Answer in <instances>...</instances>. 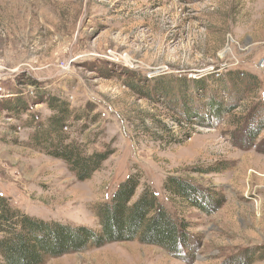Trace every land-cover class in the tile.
<instances>
[{"label": "rangeland", "instance_id": "374dc122", "mask_svg": "<svg viewBox=\"0 0 264 264\" xmlns=\"http://www.w3.org/2000/svg\"><path fill=\"white\" fill-rule=\"evenodd\" d=\"M215 71L256 78L237 99L222 96L229 79L207 83L232 108L219 118L194 88ZM157 83L166 95L152 92ZM48 96L65 101L66 143L107 151L89 178L43 150ZM183 97L201 114L195 124L177 122ZM170 177L216 194L220 207H186L164 186ZM126 178L137 184L132 201L148 190L187 223L192 255L136 238L41 264H264V0H0V195L36 219L99 232L97 207Z\"/></svg>", "mask_w": 264, "mask_h": 264}, {"label": "trees", "instance_id": "16d2710c", "mask_svg": "<svg viewBox=\"0 0 264 264\" xmlns=\"http://www.w3.org/2000/svg\"><path fill=\"white\" fill-rule=\"evenodd\" d=\"M226 75L227 79L215 71L208 76L209 80L199 78L194 81L197 92L203 91L202 106L210 117L219 118L223 113L230 112L232 108L223 101L224 95L232 97L231 99L240 98L241 87L246 90L245 87L249 86L252 80H256L254 75L247 72L228 71ZM223 81L231 83L232 94L227 95L226 91L222 93L223 98L207 94V83L224 84ZM182 85L183 96H186L187 84L184 82ZM158 88L159 83L152 92L162 90ZM162 91L165 95L168 92L164 88ZM46 102L48 107L54 110V114L50 116L47 127L41 130L38 138L43 143V150L46 154L61 159L78 179L89 178L91 173L100 167L107 151L86 154L72 142L66 143L61 133L65 127L64 120L68 110L65 101L48 96ZM189 103L185 97L180 100L183 109L177 122L181 125L195 124L200 118L201 114L194 111ZM204 119L208 120V117H203ZM262 126L260 124L256 128L247 127L245 140L250 141L255 137L259 130H262ZM136 186L134 181L126 178L114 191L111 200L97 207L101 228L99 232L85 226L36 219L12 208L6 198L0 195V255L3 262L41 264L46 256H59L85 249L90 245L101 246L105 242L131 241L136 238L144 244L160 246L176 256L186 249L190 250L192 255L197 246L190 243L187 223L175 218L148 190H143L140 196L132 201ZM164 186L171 196L182 201L188 208H196L209 214L221 205V199L215 196L216 194L207 190L200 191L187 179L170 177Z\"/></svg>", "mask_w": 264, "mask_h": 264}, {"label": "bare ground", "instance_id": "6f19581e", "mask_svg": "<svg viewBox=\"0 0 264 264\" xmlns=\"http://www.w3.org/2000/svg\"><path fill=\"white\" fill-rule=\"evenodd\" d=\"M139 249V248H138Z\"/></svg>", "mask_w": 264, "mask_h": 264}]
</instances>
